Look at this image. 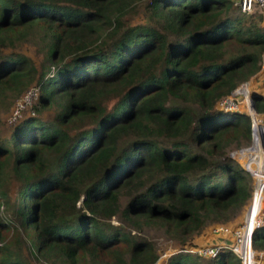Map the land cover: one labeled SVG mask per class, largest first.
<instances>
[{"label":"trees","instance_id":"1","mask_svg":"<svg viewBox=\"0 0 264 264\" xmlns=\"http://www.w3.org/2000/svg\"><path fill=\"white\" fill-rule=\"evenodd\" d=\"M263 13L233 0H0V111L39 91L0 133V264H34L27 242L41 264H155L150 228L180 244L164 264H241L186 249L252 199L230 155L251 145V118L220 101L264 73ZM27 41L39 65L15 50ZM252 245L264 250V225Z\"/></svg>","mask_w":264,"mask_h":264},{"label":"built area","instance_id":"2","mask_svg":"<svg viewBox=\"0 0 264 264\" xmlns=\"http://www.w3.org/2000/svg\"><path fill=\"white\" fill-rule=\"evenodd\" d=\"M240 5L244 12H252L256 8L264 10V0H233ZM38 87L31 85L27 88L19 99L15 102L10 114V120L14 123L17 117L22 115L25 109L31 107L32 100L38 97ZM238 93H233L220 101V105L226 109H239V104H243L250 118L251 142L250 147L258 148L255 154L248 156L241 165L247 170L254 183L253 195L248 205L242 222L235 227L227 224L217 223L213 231L228 237L212 244H205L191 247L186 250L197 253L203 257H214L222 249L232 251L241 264H263L264 250H256L252 245V236L255 228L264 225V116L257 112L252 106V94L249 82L240 84ZM256 140H258L257 143Z\"/></svg>","mask_w":264,"mask_h":264},{"label":"rangeland","instance_id":"3","mask_svg":"<svg viewBox=\"0 0 264 264\" xmlns=\"http://www.w3.org/2000/svg\"><path fill=\"white\" fill-rule=\"evenodd\" d=\"M264 15V13H263ZM16 51H20L28 56H30L37 65H39L41 59H42V53L40 51H38L36 49V45L31 42V41H27V42H24L20 45H18V47L15 48ZM263 63H264V59H263ZM264 67V64L263 66ZM239 87V86H238ZM250 90L252 89H260V91H262L264 93V73L260 74L258 76V78H256L255 80H253L251 83H250V86H249ZM235 93H238L237 92V88L234 90ZM32 101H36V100H32ZM14 104V102H13ZM13 104L8 107V108H5V109H2L0 111V133L3 134V135H6V136H9L10 134V131H11V128H12V124L13 122L10 120V114H11V109L13 107ZM239 109L237 110H244L245 109V106L243 104H239L238 106ZM51 110L52 108H46L44 110V113L49 117L51 115ZM26 113V112H25ZM252 144V142H251ZM247 146H244V147H240V148H237V149H233L231 152H230V155L232 157H234L240 164H241V161L238 160L235 156H234V152L242 149V148H245ZM251 148V147H250ZM258 150V148H254V149H250L248 150L247 152L246 151H243V153L245 152L248 156L250 155H254L255 152ZM244 153V156L245 157V154ZM14 189V188H13ZM3 209V208H2ZM246 211V210H245ZM244 213H240L236 218L232 219L230 222L227 223V225H229L230 227H235L236 225H238L239 223L242 222V218L244 215ZM110 222L111 223H118L119 221L117 220L116 217H112L110 219ZM213 226H217L216 224H213ZM142 235L148 237L149 239H151L156 247H157V250H158V253H159V257L156 261L155 264H164L165 263V259L166 257L169 255V253L175 249L176 247L180 246V244L178 243L177 240L173 239L172 237L168 236L161 228L160 229H156V228H150V229H146ZM228 237H224V235L220 234V233H217L216 231H213V227L210 229L207 228L205 229L204 231V234L199 236L197 238V246H201V245H205V244H212V243H215L219 240H222V239H226ZM210 241L212 243H210ZM209 242V243H208ZM24 246V254L27 255L28 259L31 260L34 264H41L39 262H36L29 250L28 247L29 246V242H27L26 244L23 245ZM28 246V247H27ZM31 248V247H30ZM264 262V261H263Z\"/></svg>","mask_w":264,"mask_h":264},{"label":"crops","instance_id":"4","mask_svg":"<svg viewBox=\"0 0 264 264\" xmlns=\"http://www.w3.org/2000/svg\"><path fill=\"white\" fill-rule=\"evenodd\" d=\"M262 66H263V64H262ZM240 86V85H239ZM239 90V87H237V91ZM233 93H235L234 91H233ZM250 146H248V147H245V148H242V149H246V148H249ZM246 157H247V155H246ZM237 158V157H236ZM238 159V158H237ZM246 159V158H245ZM245 159H244V161H245ZM239 160V159H238ZM244 161H241V163H243ZM243 216V215H242ZM214 227V226H213ZM211 228H212V226H211ZM209 243V242H208ZM210 243H212L211 241H210Z\"/></svg>","mask_w":264,"mask_h":264},{"label":"water","instance_id":"5","mask_svg":"<svg viewBox=\"0 0 264 264\" xmlns=\"http://www.w3.org/2000/svg\"><path fill=\"white\" fill-rule=\"evenodd\" d=\"M252 106L254 107L253 97H252ZM262 141H264V134H262Z\"/></svg>","mask_w":264,"mask_h":264},{"label":"bare ground","instance_id":"6","mask_svg":"<svg viewBox=\"0 0 264 264\" xmlns=\"http://www.w3.org/2000/svg\"><path fill=\"white\" fill-rule=\"evenodd\" d=\"M246 155H247V154H246ZM246 155H245V157H243L242 161H244V159L248 157V155H247V157H246Z\"/></svg>","mask_w":264,"mask_h":264}]
</instances>
